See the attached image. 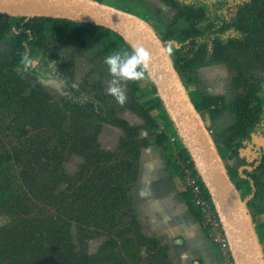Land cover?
I'll return each mask as SVG.
<instances>
[{"label": "rangeland", "instance_id": "374dc122", "mask_svg": "<svg viewBox=\"0 0 264 264\" xmlns=\"http://www.w3.org/2000/svg\"><path fill=\"white\" fill-rule=\"evenodd\" d=\"M98 1L147 21L169 49L174 48L177 35L195 30L206 35L208 44L223 42L222 48L210 53V59L205 61L211 62L207 65L221 64L226 70L229 103L247 101L250 117L236 129H231L236 117L232 125L218 131L208 122L209 133L224 165L231 170L255 168L252 192L246 196L245 206L264 248V0ZM212 14H216V20H212ZM121 37L110 33L97 43L86 44L79 39L57 40L52 36L46 45L33 47L32 51L14 47L12 33L0 37V152L15 144L24 122L42 121L35 129L26 126L30 134L40 132L44 136L30 161H10L0 167V264H27L30 260L28 264H174L171 239L157 223L150 224L142 216L147 207L134 198L133 190L142 178L139 172L129 183L128 205L115 222L102 227L73 221L62 232L48 225L49 229L40 236L45 225H41L43 217H62L58 213L62 207L54 206L56 202L52 204L51 199L68 190L69 183L64 180H75L82 172L93 169L86 161L92 153L99 149L115 153L116 157L103 161V165L118 158L126 165L135 163L136 148L130 143L134 137L124 141L123 129L104 120L115 116L124 119L128 112L136 113V104L145 102L151 114H158L148 74L135 81L137 89L121 81L127 93L124 105L107 92L111 76L104 57L126 48ZM199 44L197 58L209 50L204 42ZM25 53L30 57L27 67L23 63ZM207 65H195L191 74L184 72L181 78L194 98L205 95L196 72ZM164 114L168 116L166 110ZM203 116L207 121L204 112ZM165 121L175 131L173 124ZM158 127L154 123L146 129L155 131ZM242 132H248L249 138ZM232 134L238 138L237 143L240 141L237 151L228 143ZM85 135L93 137L89 151H84L80 143L79 138ZM182 147L179 137L174 149ZM77 149L83 153H76ZM82 167L85 169L81 171ZM59 233L62 242L50 241L52 234ZM48 257L50 261L45 263Z\"/></svg>", "mask_w": 264, "mask_h": 264}, {"label": "trees", "instance_id": "16d2710c", "mask_svg": "<svg viewBox=\"0 0 264 264\" xmlns=\"http://www.w3.org/2000/svg\"><path fill=\"white\" fill-rule=\"evenodd\" d=\"M210 17L212 20L217 19L216 14H212ZM6 33L13 34L15 43L14 47H21L28 49L29 51H32L33 47H36L37 49V47L42 44L46 45V42L49 41V38L52 36H55L57 40H62L65 38L79 39L81 43L83 42L86 44L97 43L106 38L110 33H115L116 35L120 36L117 32L96 24L73 21L64 18L39 16L18 17L0 11V37ZM200 33L201 32L198 30H195V32L192 34L177 35L174 48L169 49L166 46L173 65L180 78H182L184 72L189 74L191 69L193 70V68H195V65L198 66L199 64H210L211 62L205 61L210 59V53L214 54L217 50L222 48L221 44L223 42L221 40H217L214 44H208L206 35ZM121 39L126 45L125 49L130 51L132 47L124 40V38L121 37ZM200 41L204 42L203 45L207 46L209 50L204 53V56L197 58L200 51ZM163 42L165 43L164 40ZM145 75H147V72H145ZM135 81L136 80H128L127 83L134 89H137V86L134 84ZM150 86L156 93L153 99L155 101L154 107L158 108L162 113L165 112V108L161 103L156 88L151 80ZM189 96L200 116L203 114V112H208L211 115H215L230 107L231 111L236 117V123L231 127V129H236V126L239 125V123H242L244 120L250 117V104L247 101L238 100L236 103L235 101L227 103L222 96H201V94H197V97L195 98L198 100H196L194 96H191L190 94ZM147 104L148 102H145L144 105L136 104L134 107L136 113L146 120V128H148V126L151 124H156L155 118L157 116L156 114H151V111L146 109ZM165 119L171 123L168 116H165ZM104 121L112 125L119 126L121 129H123L124 141L127 142L129 138L133 140L132 137H134V142L130 141V143H133V147L136 148L134 151L135 155L133 156V161H135V163H129V165H126V163L120 161L118 158L115 162H111L110 164L107 162V164L103 165V161H110L112 158H115V153L102 149L92 153V158L86 159V161L88 160V164H91L93 169L89 172H82L75 180H72L71 178L64 180V182L69 183L68 190L51 199L52 204L56 202L54 206L58 205L59 207H62V211L58 212L62 217H43L41 225H45L40 231V236L49 229L48 225H51L54 231L62 232L72 226L71 223L73 221L80 223V225L83 223L89 224L92 222L95 224V226L98 225L107 227V224H111L116 221V218L120 216L122 209L128 205L129 197L127 192L128 189H130L129 183L135 179L137 173L139 172V149L142 146L147 145L148 141L143 136H141V127L131 125L121 117H110L108 119L106 118ZM26 124H29L32 129H35L42 124V121L40 122L37 119L30 120L28 122H24L19 127L15 144L12 145L9 150L5 149L0 152V167H4V165L10 161L20 163L23 159L27 158L30 161L31 157H34V150L40 149V144L43 141L44 136L40 132L30 134L31 132ZM254 124L255 122H253L251 125ZM137 130L139 132H137ZM137 133H139V135ZM247 133L248 132H242L241 134H243L244 137L248 139L249 135ZM85 136L86 137L84 138L83 136L82 138H79L80 143H82V149H84V151L87 149V151H89L90 148H93V137L89 135ZM233 136L234 134H232L228 143H230V147L232 146L234 150L237 151V149L241 146L240 141L237 143L238 138H234ZM157 137L161 140L164 139L163 135L157 134ZM61 143L65 142L63 141ZM74 151L76 153H83L80 149ZM181 152L182 154H187L185 147H182ZM249 165L251 166V164ZM225 167L245 204L246 196H250L252 192V175L255 168L251 170V168L248 169L247 167L243 166L241 168L238 167L235 168V170H231L226 165ZM83 168L84 167H82L81 171ZM71 180L72 182H69ZM204 193L209 196L205 186ZM184 196L186 197L189 208L199 217L197 210L191 204L189 196L185 191ZM8 200H11V198ZM19 203L20 204H18V206L21 205V202ZM32 203L34 205L35 202ZM250 219L253 223V219ZM254 230H256L255 227ZM51 240L62 242L60 233L57 235L52 234L50 241ZM258 241L264 256V248L260 242V239H258ZM44 255H46V253H44ZM49 261V257L44 259L45 263H48ZM29 262H31V260L25 263L28 264Z\"/></svg>", "mask_w": 264, "mask_h": 264}, {"label": "water", "instance_id": "95a60500", "mask_svg": "<svg viewBox=\"0 0 264 264\" xmlns=\"http://www.w3.org/2000/svg\"><path fill=\"white\" fill-rule=\"evenodd\" d=\"M0 11L18 17L64 18L104 26L151 56L147 74L217 210L235 264H264L244 201L178 75L167 47L144 19L98 0H0Z\"/></svg>", "mask_w": 264, "mask_h": 264}, {"label": "crops", "instance_id": "0c3cea01", "mask_svg": "<svg viewBox=\"0 0 264 264\" xmlns=\"http://www.w3.org/2000/svg\"><path fill=\"white\" fill-rule=\"evenodd\" d=\"M220 65L199 67L197 80L203 94L222 96L229 103L230 85L227 87L226 70ZM204 113L207 121L203 114L201 118L209 132L208 122L218 131L235 121L228 108L212 117L208 112ZM164 117L165 114L159 110L155 118L159 127L155 131H148L146 120L138 113L128 112L123 116L129 124L141 127V136L148 141L140 151L139 173L142 178L133 190L134 198L137 203L143 202L147 207L142 216L150 224L157 223L171 239L174 264H224L223 256L209 240L200 216L188 206L181 177L173 163L175 149L170 137L176 130L170 128ZM157 134L163 135L164 139H159Z\"/></svg>", "mask_w": 264, "mask_h": 264}, {"label": "built area", "instance_id": "2783aa9c", "mask_svg": "<svg viewBox=\"0 0 264 264\" xmlns=\"http://www.w3.org/2000/svg\"><path fill=\"white\" fill-rule=\"evenodd\" d=\"M178 138V134H173L170 141L174 143ZM173 163L181 177L184 191L200 216L209 240L221 252L224 264H235L217 210L210 196L204 193V184L188 154H182L180 149L175 150Z\"/></svg>", "mask_w": 264, "mask_h": 264}, {"label": "clouds", "instance_id": "9594fccd", "mask_svg": "<svg viewBox=\"0 0 264 264\" xmlns=\"http://www.w3.org/2000/svg\"><path fill=\"white\" fill-rule=\"evenodd\" d=\"M150 61V53L142 45H133L130 51L128 49L115 50L104 57V63L108 66V73L111 76L107 92L115 98L118 104L124 105L127 100V93L121 81L143 78ZM23 63L25 67L30 63L27 53L23 56Z\"/></svg>", "mask_w": 264, "mask_h": 264}]
</instances>
